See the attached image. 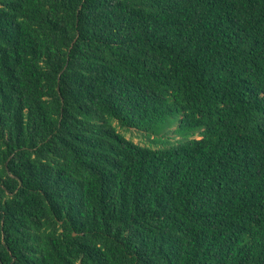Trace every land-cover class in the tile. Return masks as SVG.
Wrapping results in <instances>:
<instances>
[{"label": "trees", "instance_id": "obj_1", "mask_svg": "<svg viewBox=\"0 0 264 264\" xmlns=\"http://www.w3.org/2000/svg\"><path fill=\"white\" fill-rule=\"evenodd\" d=\"M0 264H264V0H0Z\"/></svg>", "mask_w": 264, "mask_h": 264}, {"label": "rangeland", "instance_id": "obj_2", "mask_svg": "<svg viewBox=\"0 0 264 264\" xmlns=\"http://www.w3.org/2000/svg\"><path fill=\"white\" fill-rule=\"evenodd\" d=\"M120 130L124 132L127 137L134 139L136 142L150 144L149 137H147V135H145L144 132L138 131L135 128L130 130H125L120 128Z\"/></svg>", "mask_w": 264, "mask_h": 264}]
</instances>
